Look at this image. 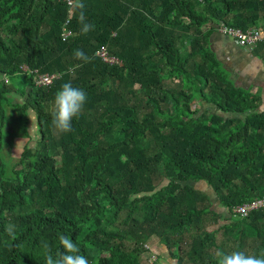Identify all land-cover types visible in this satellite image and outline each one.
<instances>
[{
  "label": "trees",
  "instance_id": "1",
  "mask_svg": "<svg viewBox=\"0 0 264 264\" xmlns=\"http://www.w3.org/2000/svg\"><path fill=\"white\" fill-rule=\"evenodd\" d=\"M79 2L0 0V264H44L43 245L55 255L61 233L89 264H142L151 238L174 248L177 264H216L218 249L259 255L264 210L242 220L231 210L264 199V111L229 80L208 37L219 22L264 20V0ZM82 23L94 28L83 34ZM34 70L60 77L37 87ZM68 81L88 99L61 134L52 101ZM13 116L37 136L17 160L3 151ZM209 215L231 225L206 232Z\"/></svg>",
  "mask_w": 264,
  "mask_h": 264
},
{
  "label": "clouds",
  "instance_id": "2",
  "mask_svg": "<svg viewBox=\"0 0 264 264\" xmlns=\"http://www.w3.org/2000/svg\"><path fill=\"white\" fill-rule=\"evenodd\" d=\"M77 7L83 9L84 5L78 0ZM81 17H83V11H81ZM93 28L94 25L90 23H82L81 32L86 34ZM73 57L83 62H87L89 59L82 49H75ZM80 66L76 65L75 67ZM87 99V93L82 88L74 87L71 81L62 84L52 101V128L61 134L69 133L72 130L73 119L80 116ZM5 231L12 239L16 238L14 224H7ZM57 239L60 249L55 255L47 243L43 245L44 264H89V260L81 253V248L77 242L62 233L58 234ZM215 256L216 264H264V251L259 255H249L239 250L226 252L218 249Z\"/></svg>",
  "mask_w": 264,
  "mask_h": 264
},
{
  "label": "crops",
  "instance_id": "3",
  "mask_svg": "<svg viewBox=\"0 0 264 264\" xmlns=\"http://www.w3.org/2000/svg\"><path fill=\"white\" fill-rule=\"evenodd\" d=\"M249 27L258 28L264 35L263 19H258ZM206 28L209 29L208 26L201 29L206 31ZM208 41L210 50L225 69L229 80L236 87L255 95L259 111H264V41L248 50L216 30L210 31Z\"/></svg>",
  "mask_w": 264,
  "mask_h": 264
},
{
  "label": "rangeland",
  "instance_id": "4",
  "mask_svg": "<svg viewBox=\"0 0 264 264\" xmlns=\"http://www.w3.org/2000/svg\"><path fill=\"white\" fill-rule=\"evenodd\" d=\"M4 37L7 39L10 38V36L8 34H4ZM188 48L189 47H187V49ZM4 83H6V85L9 84L7 79H4ZM190 88H192V87H190ZM10 96L15 98L16 101L21 100L17 96H14V94H10ZM191 105H192V109H195V110L216 111L215 108H213L210 105H207L205 103L193 102V103H191ZM15 119L16 118L14 116L10 117L8 119V121H9V124L7 126L8 136L4 140L11 139L12 145L10 144V147L8 149H7V146H4L3 151H4L5 158L7 157V154H10L9 157L13 158L14 160H17L25 146H29L31 148V147H34L36 145L37 136L34 133L35 129L33 130L31 125H28L29 131L27 133L24 129L23 119L20 121L15 120ZM26 135H28V137ZM164 183H166V181H163L162 184H164ZM194 185H196L197 187L199 186L210 197L209 201L205 200L201 205L209 207L210 210H214L218 206V201L214 197L211 190H208V188L203 186L201 183H196ZM263 224H264V222H263ZM230 225H231V222L217 221L214 219V217L209 215L204 219L203 229L206 232H213V231H217L220 228L229 227ZM145 246L149 247V249H145ZM142 248L144 250L140 256L142 264H151L150 263L151 262L150 257L152 255H155V261L152 264H154V263L155 264H177V262L174 259H172L169 255V253L176 255V251L174 250V248H172L170 250L164 248L158 242V240L155 238H153V239L151 238L148 241L143 242ZM180 250L186 251L187 249L185 247H182V248H180Z\"/></svg>",
  "mask_w": 264,
  "mask_h": 264
},
{
  "label": "built area",
  "instance_id": "5",
  "mask_svg": "<svg viewBox=\"0 0 264 264\" xmlns=\"http://www.w3.org/2000/svg\"><path fill=\"white\" fill-rule=\"evenodd\" d=\"M68 7H72L75 5L78 0H64ZM221 35L231 39L236 45L245 49H253L258 43L264 41V35L258 28L255 27H247L246 29H241L239 27L226 24L224 22H219L216 25L215 29ZM64 37H70L71 32L64 30ZM96 55L99 56L104 62L109 64L117 63V59L107 54L104 48H101L96 52ZM26 70V68H25ZM34 83L37 87H48L50 86L56 79L60 77L59 73H39L37 70L32 71ZM257 210H264V199L252 202L250 204H245L241 207H237L231 210V216L239 219L247 218L251 212ZM145 249H149V247L145 246ZM151 264L155 261V255L150 257Z\"/></svg>",
  "mask_w": 264,
  "mask_h": 264
}]
</instances>
